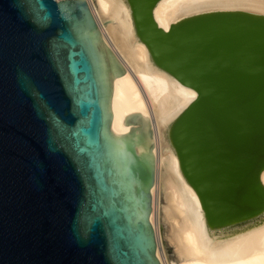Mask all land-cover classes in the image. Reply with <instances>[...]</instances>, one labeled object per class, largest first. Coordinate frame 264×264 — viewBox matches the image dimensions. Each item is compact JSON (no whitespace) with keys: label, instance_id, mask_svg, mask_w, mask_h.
<instances>
[{"label":"water","instance_id":"95a60500","mask_svg":"<svg viewBox=\"0 0 264 264\" xmlns=\"http://www.w3.org/2000/svg\"><path fill=\"white\" fill-rule=\"evenodd\" d=\"M124 1L153 62L197 92L167 138L208 229L261 224L264 14L210 10L166 30L161 0ZM104 57L88 0H0V264H162L153 144L142 157L112 133Z\"/></svg>","mask_w":264,"mask_h":264},{"label":"bare ground","instance_id":"6f19581e","mask_svg":"<svg viewBox=\"0 0 264 264\" xmlns=\"http://www.w3.org/2000/svg\"><path fill=\"white\" fill-rule=\"evenodd\" d=\"M88 1L100 27L111 86V131L117 137L128 135L142 157L146 144H153L156 181L150 220L158 238L159 260L162 264H264V222L220 232L209 230L198 195L183 177L167 138L171 123L197 98V92L153 62L135 34L124 0ZM226 9L264 14V0H161L154 13L167 30L186 16ZM113 58L124 67L122 76H116ZM170 246L177 262L169 258Z\"/></svg>","mask_w":264,"mask_h":264},{"label":"rangeland","instance_id":"374dc122","mask_svg":"<svg viewBox=\"0 0 264 264\" xmlns=\"http://www.w3.org/2000/svg\"><path fill=\"white\" fill-rule=\"evenodd\" d=\"M264 222V221H263ZM167 252H168V255H169V258L171 259V261L173 262H177V258L176 257V251L173 250V247H168L167 248ZM173 258V259H172ZM176 260V261H175Z\"/></svg>","mask_w":264,"mask_h":264}]
</instances>
